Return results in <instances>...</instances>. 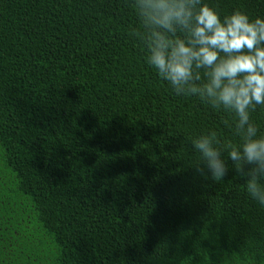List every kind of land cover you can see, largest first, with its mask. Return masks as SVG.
<instances>
[{
  "label": "trees",
  "instance_id": "obj_1",
  "mask_svg": "<svg viewBox=\"0 0 264 264\" xmlns=\"http://www.w3.org/2000/svg\"><path fill=\"white\" fill-rule=\"evenodd\" d=\"M134 26L130 0H0V264H264L231 161L215 181L191 164L190 137L229 129L157 78Z\"/></svg>",
  "mask_w": 264,
  "mask_h": 264
},
{
  "label": "clouds",
  "instance_id": "obj_2",
  "mask_svg": "<svg viewBox=\"0 0 264 264\" xmlns=\"http://www.w3.org/2000/svg\"><path fill=\"white\" fill-rule=\"evenodd\" d=\"M129 36L143 61L177 97L194 98L221 116L233 139L216 128L190 137L191 164L222 180L227 161L246 195L264 208V131L253 113L264 109V18L241 10L221 16L204 0H130Z\"/></svg>",
  "mask_w": 264,
  "mask_h": 264
}]
</instances>
